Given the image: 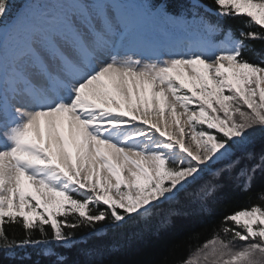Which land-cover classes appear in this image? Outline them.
I'll use <instances>...</instances> for the list:
<instances>
[{"label": "snow or ice", "instance_id": "snow-or-ice-1", "mask_svg": "<svg viewBox=\"0 0 264 264\" xmlns=\"http://www.w3.org/2000/svg\"><path fill=\"white\" fill-rule=\"evenodd\" d=\"M213 2L0 0V264H169L121 257L264 178V0ZM257 199L179 264H264Z\"/></svg>", "mask_w": 264, "mask_h": 264}, {"label": "trees", "instance_id": "trees-1", "mask_svg": "<svg viewBox=\"0 0 264 264\" xmlns=\"http://www.w3.org/2000/svg\"><path fill=\"white\" fill-rule=\"evenodd\" d=\"M210 8H215L213 0H202ZM174 11H179L181 5H186L188 0H170ZM212 20H216L215 16L211 17ZM225 27H231L234 31L239 32V29L245 25V18L225 19L223 21ZM248 30V29H245ZM252 49L246 52V58L250 61L259 59L260 56H264V41H251ZM259 151V146H257ZM245 163H248L247 161ZM234 175V174H233ZM205 178H209V174H205ZM226 183L228 185L226 200L215 205L214 211L211 215H204L199 217H191L181 222V226L178 228L170 229L166 232H162L159 237H151L150 245L148 247L137 246L134 247L130 253L121 257V259H144L148 261H158L162 257L167 256L169 264H179L184 260L189 252L197 246L210 239L214 230L220 226L222 218L247 205L260 203L257 199V193L264 187V178H261L258 174L257 180L253 183L249 191H244L242 187H237L235 182L226 177ZM242 183V182H241ZM91 207V205H90ZM166 206H162L160 211L164 210ZM75 215V214H72ZM69 216V219L72 218ZM62 219V217L60 218ZM137 225L133 222L132 228ZM51 234L49 226H45ZM130 228V230H132ZM6 229L10 238H14L17 241L25 238V229L20 224H8ZM76 231V239L87 236L90 229L80 228ZM34 238H39V233L34 231ZM95 242V238L88 241L89 244ZM83 247L84 245H79ZM63 250V249H61ZM33 253V259H36L35 250L29 249ZM76 249H73L75 253ZM0 261H4V257L0 255Z\"/></svg>", "mask_w": 264, "mask_h": 264}, {"label": "rangeland", "instance_id": "rangeland-1", "mask_svg": "<svg viewBox=\"0 0 264 264\" xmlns=\"http://www.w3.org/2000/svg\"><path fill=\"white\" fill-rule=\"evenodd\" d=\"M227 94V93H226ZM177 111H181V109H177ZM165 119L167 120V122H171L172 123V120H171V116L166 114L165 116ZM186 119L185 117H181V120H182V125L185 129V143H186V146H190L193 148V150H195V143L192 142L190 139H189V136H190V132H189V126L187 124H183V120ZM162 123V122H161ZM169 127H170V123H168ZM206 127V126H205ZM171 128V131L174 133L173 135L176 136L177 138H179V128L176 127L174 124L170 127ZM214 168L215 167H220V165H214L213 166Z\"/></svg>", "mask_w": 264, "mask_h": 264}, {"label": "bare ground", "instance_id": "bare-ground-1", "mask_svg": "<svg viewBox=\"0 0 264 264\" xmlns=\"http://www.w3.org/2000/svg\"><path fill=\"white\" fill-rule=\"evenodd\" d=\"M161 122H162V124H163V120H162ZM168 123H170V127L173 125V124H172L171 122H169V121H168ZM170 127H169V132H170V134L173 135L174 133L171 131V128H170Z\"/></svg>", "mask_w": 264, "mask_h": 264}]
</instances>
